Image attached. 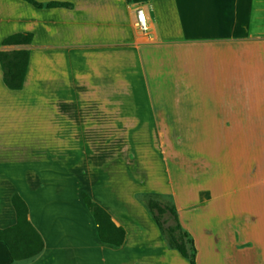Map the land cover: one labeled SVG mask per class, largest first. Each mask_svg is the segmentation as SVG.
<instances>
[{
	"label": "crops",
	"instance_id": "crops-1",
	"mask_svg": "<svg viewBox=\"0 0 264 264\" xmlns=\"http://www.w3.org/2000/svg\"><path fill=\"white\" fill-rule=\"evenodd\" d=\"M36 1L71 6L0 0V50H29L21 89L0 66V228L18 193L44 247L19 262L0 241V264H178L145 209L118 194L137 175L171 192L196 264H264V0ZM20 32L30 44L2 45ZM80 94L95 99L70 102ZM122 140L134 154H118ZM81 187L125 229L121 246L65 214Z\"/></svg>",
	"mask_w": 264,
	"mask_h": 264
},
{
	"label": "trees",
	"instance_id": "trees-1",
	"mask_svg": "<svg viewBox=\"0 0 264 264\" xmlns=\"http://www.w3.org/2000/svg\"><path fill=\"white\" fill-rule=\"evenodd\" d=\"M35 7H69V2L49 1L46 3L36 0H25ZM32 40V34L29 32L14 33L2 40V45H28ZM29 61V50L27 48H18L11 50H0V66L2 69V79L6 87L13 90L21 89L23 86L26 69ZM83 201L89 210L95 224L96 233L102 243L121 246L125 238V229L116 225L110 214L99 204L92 201L88 194L82 193ZM11 204L15 211V222L9 226L0 228V241L7 247L11 257L15 261H27L36 257L43 249L44 242L41 234L34 227L28 218V205L22 196L14 193L11 196ZM148 214L162 231V223L157 216L152 213V207H156L159 213L165 209L171 213L174 219V226L167 228V242L171 248L176 249L179 254L188 260L189 264L195 262V247L189 234L181 229L176 212L173 206L162 208L154 202H149ZM178 231V235L174 234Z\"/></svg>",
	"mask_w": 264,
	"mask_h": 264
},
{
	"label": "rangeland",
	"instance_id": "rangeland-1",
	"mask_svg": "<svg viewBox=\"0 0 264 264\" xmlns=\"http://www.w3.org/2000/svg\"><path fill=\"white\" fill-rule=\"evenodd\" d=\"M88 99L89 100L95 99V96H93V95L83 96L81 94L75 95V96L70 95V102L71 103L84 102L85 100H88ZM104 112L110 113L109 110H107V109H104ZM120 122H122V121H120ZM117 127L120 129V133H118V139L116 141L112 140L111 142L108 141V142H103L102 144H100L101 145L100 151H101V154H103V156H105V155L108 156L109 154H115V145H116L115 143L117 141H119L120 138H122L126 134V132L128 131V128L125 126V123H124V125H118ZM117 152H118V154H134V150L129 147V144L126 140H122L117 144ZM86 157H87V155H86ZM133 177H134L133 179L136 180L137 183H135V185H133V186H130V185L125 186L122 190L119 189L118 190L119 196L126 197V198L132 200L133 202L138 203L139 205H141L145 209L146 212L148 210L147 205L149 202H154L162 208H167L168 206H173V197H172L171 192H169L167 190H158V188H156L155 186L150 185L149 183L147 184L148 180H147V177L144 175H137V176H133ZM83 192L88 194V196L90 197V199L92 201L96 202L93 199L92 192H90V190H85L84 188L81 187L75 192H72V191L69 192V194H70L69 195V203L71 204V206L66 209L65 214L68 215L69 217H72V218L77 217L79 215L84 216V218L86 220H89L90 224H92L96 230V224H95L89 210L87 209V207L83 201V198H82ZM100 206L102 208H104L103 204H101ZM151 210H152L153 215L157 216L158 219L160 220V222L162 223V231H160V229H159V232L161 233V236L165 240L167 246H169V244L167 242V236H168L167 228L174 226L175 222H174L173 216L168 211V209H165V211L163 213H159L158 209L156 207H152ZM151 220H152V218H151ZM174 234L178 235V231L174 230ZM145 244H147V243H145ZM150 245L154 246L153 240H150ZM121 260H122V258L119 255L118 258L114 260V263L117 264V262H118L120 264ZM19 262H21V261H19ZM135 264H137V263H135ZM178 264H188V260L186 258L184 259L181 257V259H179Z\"/></svg>",
	"mask_w": 264,
	"mask_h": 264
},
{
	"label": "built area",
	"instance_id": "built-area-1",
	"mask_svg": "<svg viewBox=\"0 0 264 264\" xmlns=\"http://www.w3.org/2000/svg\"><path fill=\"white\" fill-rule=\"evenodd\" d=\"M135 26L142 33L147 32L149 29L148 18L146 16L145 11L142 8H138L136 10Z\"/></svg>",
	"mask_w": 264,
	"mask_h": 264
}]
</instances>
